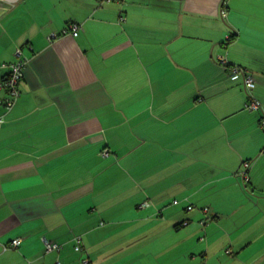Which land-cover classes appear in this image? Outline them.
Segmentation results:
<instances>
[{
	"label": "crops",
	"instance_id": "1",
	"mask_svg": "<svg viewBox=\"0 0 264 264\" xmlns=\"http://www.w3.org/2000/svg\"><path fill=\"white\" fill-rule=\"evenodd\" d=\"M19 47L0 264H81L76 236L90 264H264V0H0V63Z\"/></svg>",
	"mask_w": 264,
	"mask_h": 264
},
{
	"label": "built area",
	"instance_id": "2",
	"mask_svg": "<svg viewBox=\"0 0 264 264\" xmlns=\"http://www.w3.org/2000/svg\"><path fill=\"white\" fill-rule=\"evenodd\" d=\"M222 16H226L227 11L226 8L223 7L221 10ZM121 19H124L123 16H121ZM81 29V25L77 22H71L68 27L64 30L65 32L71 33L73 35H77L79 33V30ZM229 38V36H228ZM16 55L17 58L13 61L9 62H1L0 68H7V74L4 79V86L7 89L8 95L6 96L4 100V106L6 111H10L13 106L15 105L19 95H20V83L24 76V70L28 63V58L23 54V51L21 47L16 49ZM218 61L223 64L224 66L229 67L230 71L232 73H243L244 76V88L246 91V101L244 103V107L248 110H257L261 108V101L254 95L253 89L255 86V78L254 76L247 71V69L241 65L237 64H229L224 56H219ZM5 118L4 116H0V125L4 122ZM261 124L264 126V118L261 119ZM104 154H108V150H103ZM249 167V162L244 161L242 170L240 171V174L244 178V180H248V174L247 170ZM178 200H175L177 202ZM148 202H144L141 205H145ZM188 209L192 208V205H187ZM204 211H208V207L203 208ZM187 221H185L186 223ZM76 244L75 248L79 252H81V264H90L91 259L87 252V249L83 243V240L80 236H76ZM20 238H15L11 242V246L15 247L20 243ZM62 245L56 241L45 239V248L46 250H60ZM60 264V263H59Z\"/></svg>",
	"mask_w": 264,
	"mask_h": 264
},
{
	"label": "trees",
	"instance_id": "3",
	"mask_svg": "<svg viewBox=\"0 0 264 264\" xmlns=\"http://www.w3.org/2000/svg\"><path fill=\"white\" fill-rule=\"evenodd\" d=\"M232 38V36H229V38L227 39L228 41ZM5 100V99H4Z\"/></svg>",
	"mask_w": 264,
	"mask_h": 264
}]
</instances>
